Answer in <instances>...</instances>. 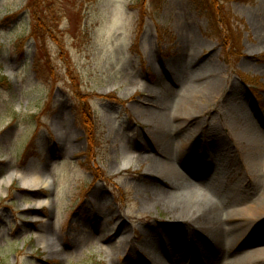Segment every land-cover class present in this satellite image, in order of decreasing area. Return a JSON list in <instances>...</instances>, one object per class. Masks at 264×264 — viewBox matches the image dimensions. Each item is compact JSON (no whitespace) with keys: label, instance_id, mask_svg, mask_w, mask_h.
I'll return each mask as SVG.
<instances>
[{"label":"rangeland","instance_id":"rangeland-1","mask_svg":"<svg viewBox=\"0 0 264 264\" xmlns=\"http://www.w3.org/2000/svg\"><path fill=\"white\" fill-rule=\"evenodd\" d=\"M213 79L219 89L189 122L200 132L171 162L208 188L211 201L236 211L226 240H242L230 252L215 251L164 208L147 207L166 185L138 158L151 156L158 138L160 149H174L171 136L134 108L188 116L178 96L193 83L206 96ZM154 82L151 97L143 91ZM111 94L129 103L102 96ZM88 95L95 154L81 124ZM244 114L264 136V0H0V182L30 166L49 179L40 191L18 177L2 185L0 264H142L144 241L166 246L168 264H264L247 254L264 248V214L246 210L257 189L242 178L264 155L237 146ZM97 167L122 176L89 189ZM106 215L129 232L128 244ZM99 226L109 233L101 236ZM193 234L202 237L187 243Z\"/></svg>","mask_w":264,"mask_h":264},{"label":"bare ground","instance_id":"bare-ground-1","mask_svg":"<svg viewBox=\"0 0 264 264\" xmlns=\"http://www.w3.org/2000/svg\"><path fill=\"white\" fill-rule=\"evenodd\" d=\"M153 87H155V90L149 88L145 89L143 92H147L150 94L149 96H157V94L154 91H158L156 88L155 82L153 83ZM200 85L197 83H193L191 86H188L186 88L187 93L185 91H182V94H180L178 97H180L181 102L184 103V109L189 110L188 116H180L176 113V111H173L168 120L159 112L156 111H149L146 110L143 111L138 110V108H134L135 111H141L144 116H147V119L152 123V128L155 126L160 127L161 129L165 130V133L169 134L171 138L173 139V144H171V147H173L174 150L168 148V150H162L161 145L163 142L162 138H158V140L155 141L156 145L152 146V150L150 152L152 153L151 156H141L138 155V158L142 161H146L151 164L148 169V174H151L152 177H155L159 179L163 184L165 183L166 186L162 189H158L157 191H154V193L150 196L147 207H155V208H164L169 212L171 215L177 217V219L187 222L189 226L192 228V232H195L197 235L204 234V243L209 246H213L215 248V251L222 250L223 247L228 246V252L233 251L237 248V246L240 244L242 238L235 237L231 240L228 238V235H232L236 228L229 226V222L232 221L233 214H236V211L231 212L229 210H223L222 206L219 203L211 201L203 189V186H200L201 184L193 183V179H190L189 176L184 171H181L177 168H175L174 164L171 162V157L173 154L176 153L177 149H181L185 147L188 142L191 140V138H196L200 130H197L196 126L190 125L189 122L195 121L197 116L201 113V109L204 106L209 105V98L212 96H215L216 91L219 89V85L217 80H210V83L207 86V95H201L197 96L195 89L200 88ZM151 90V91H150ZM199 90V89H198ZM168 90H166V93ZM184 92V93H183ZM81 95L84 94L82 91L79 92ZM169 93V92H168ZM115 94V93H113ZM102 95L103 98L107 100H114L116 99L117 102H120L122 105H127L129 101H120L119 97L117 95ZM174 91H171L169 95H174ZM196 94V95H195ZM87 101H93V95H88ZM90 106V105H89ZM145 113V114H144ZM96 121V117H94ZM64 121V120H63ZM173 121H175L178 124L172 125ZM240 126L237 127L238 133L240 135V138L238 137L237 146L241 147V149L249 148L251 150H254L255 153H260L264 155V136L259 133L258 125H256L252 118L248 114H244L239 118ZM259 122L264 124V118L260 120ZM97 123V121H96ZM81 124L84 129V132L86 133L84 123L81 118ZM63 125V123L58 124ZM252 133L256 134V137ZM178 137L179 139L176 141V145L174 144V137ZM96 138H97V131H96ZM87 141V148L92 149L93 154H95V151L98 147V141H95L93 143L92 140L88 143ZM160 150H158V148ZM169 147V146H168ZM149 151V150H145ZM130 155H134L133 152L130 153ZM130 159L128 157H124V163L122 166L126 167L130 163ZM37 169H39L36 166ZM252 169V168H251ZM93 171L94 179L91 183H89V189L95 187L99 180L98 177L102 176L106 180L113 181L114 179H119L122 175H118L115 177H106V173L103 171H100L98 167ZM18 177V179L21 182V185L23 188L27 190H44L49 186V179L42 176L40 172H37L36 169L32 166L25 172V173H14L8 176L7 179L0 182V196L2 195V192L4 190L1 189L2 185L8 186L13 184L15 179ZM173 181L170 183L169 181ZM242 182H248L249 186H252L253 189H257L255 194H253V197L248 199V203L246 206V210H249L250 216L256 218L260 215L264 214V161L261 159H258L255 162V165L252 170L248 171L246 175L242 178ZM170 184V185H168ZM202 191V192H200ZM88 192V189H83V194L85 195ZM204 192V193H203ZM239 193L241 195H244V185L243 187H239ZM83 195V196H84ZM46 204L45 201L40 200L39 207H42ZM97 206L99 207L100 202H95ZM92 210L96 213L97 208L94 204H92ZM107 219V225L114 226L113 229L115 230L116 238L121 241L122 243L128 244L129 242V232L126 229L120 228V223L117 222L115 224V221L112 217H108L106 215ZM115 224V225H114ZM109 233V230L107 227L99 226V234L101 236H105ZM202 233V234H201ZM192 235L190 237V240L187 241V243L194 244L195 239L201 238L202 236ZM146 241H144L141 244L140 252L145 253V261L142 264H168V256L170 255L171 251H166V246L161 245L159 247L151 246ZM237 250V249H236ZM247 254L250 255V257L255 258L256 260L258 258H261V256H264V248H256L252 251L248 252ZM229 262V261H228ZM226 264H229V263Z\"/></svg>","mask_w":264,"mask_h":264},{"label":"trees","instance_id":"trees-1","mask_svg":"<svg viewBox=\"0 0 264 264\" xmlns=\"http://www.w3.org/2000/svg\"><path fill=\"white\" fill-rule=\"evenodd\" d=\"M3 79L4 81L9 82V79L6 76H4ZM81 100H82L81 118L84 123L85 130H86V139H88V143L90 142V140H92L93 143H95V141H97V138H96V131H97L96 124L97 123L94 119V115L89 106L90 105L89 101H87L85 98H81ZM89 150H92L90 149V145H89ZM101 179H104V177L99 176L98 180L100 181Z\"/></svg>","mask_w":264,"mask_h":264}]
</instances>
